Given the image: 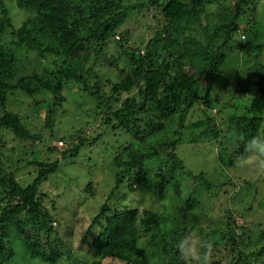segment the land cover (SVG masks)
Masks as SVG:
<instances>
[{
  "label": "trees",
  "instance_id": "trees-1",
  "mask_svg": "<svg viewBox=\"0 0 264 264\" xmlns=\"http://www.w3.org/2000/svg\"><path fill=\"white\" fill-rule=\"evenodd\" d=\"M219 1L15 0L13 8L25 11L20 10L25 18L17 28L1 1L0 140L7 131L21 142L36 141L40 136L30 128L34 122L29 117L36 121L40 113L50 127L55 117L52 105L55 102L65 110L69 97L63 91L75 82L79 92L95 101L101 121L134 138L112 161L116 170L114 190L125 178L129 189L135 190L133 182L139 187L149 173L142 171L145 161L152 162L146 167L157 169L152 184H159V190L167 187L178 163L174 150L183 141L213 140L220 163L234 166L246 139L260 133L264 76L237 81V93L250 99L248 111L228 119L230 143L220 140L221 128L208 113L214 108L211 91L221 78L219 70L240 32L239 20L249 0ZM147 15L154 22L143 28L149 29L148 38L141 39L139 45H127L128 31L120 28L135 17ZM5 34L10 38L3 40ZM108 45L113 50L107 51ZM106 68L114 73L101 76L99 71ZM15 95L27 98L29 115L22 117L9 109ZM197 104H202L204 118L185 124L187 114ZM162 132L166 139L162 140ZM79 134L78 130L62 136V143H67L62 157L77 155L82 146ZM55 148L48 150L55 152ZM31 163L37 173L24 185L13 171L0 167V264L13 260L12 240L20 241L31 258L51 264L65 258L73 264V245L55 231L59 221L44 206L45 196L39 191L41 183L58 170L59 160L35 159ZM203 176L200 172L195 177ZM205 181L211 188L213 184ZM174 191L176 196L180 194V188ZM195 202L189 195L181 208L176 207L169 227L162 225L163 214L150 207L105 213L107 207L103 205L87 227L91 264H147L150 256L155 257L152 264H195L192 247L201 256L198 264H247L251 253L239 250L243 237L236 239L239 235L231 226L234 209L222 205L215 211L220 221L203 227L194 210ZM258 240H264V229L258 233ZM263 250L264 245L253 254L262 255Z\"/></svg>",
  "mask_w": 264,
  "mask_h": 264
},
{
  "label": "rangeland",
  "instance_id": "rangeland-1",
  "mask_svg": "<svg viewBox=\"0 0 264 264\" xmlns=\"http://www.w3.org/2000/svg\"><path fill=\"white\" fill-rule=\"evenodd\" d=\"M1 1L8 9L13 27L17 28L25 18L20 10L24 13L25 11L16 6L13 8L15 0ZM223 2L225 1H219ZM247 4L244 6L245 13H242L239 20L240 31L245 38L242 39L240 33H237L235 42L228 47L226 59L219 70L221 78L213 85L211 91L214 108L208 112L221 128L220 140L228 144L231 141L228 119L247 113L250 100L237 93V81L264 76V0H249ZM153 24L149 15L135 17L127 21L120 30L128 31L127 45H139L141 39L148 38L149 29L143 28ZM7 38H10L9 34L3 36V40ZM111 50L112 46L108 45L107 51ZM19 53L23 55L24 51ZM28 69L30 70L31 66H28ZM99 72L101 76L114 73L112 69L107 68ZM63 94L69 97L66 100V109L59 108L54 102L51 108L55 117L50 127L41 120L40 113H37L36 121L34 117H29L31 122H34L33 127L29 124L30 128L40 136L36 141L21 142L7 131L2 132L0 167L13 171L16 179L24 185L32 181L37 173V167L31 162L35 159L58 158V170L41 183L39 191L44 193V206L59 221L55 231L64 241L77 245L71 246L73 264H89L91 256L86 244L90 235L87 234V227L103 205L107 207L105 213L127 207H150L163 214L162 225L169 227L174 221L173 213H176V207L181 208L189 195H193L196 200L194 210L198 215L199 225L203 227L220 221V216L217 217L215 211L222 205L233 208L232 218L235 223L232 228L235 234L239 235L236 239L243 237L238 244L239 250L251 253L247 264H264V250L262 255L253 254L259 252L260 247L264 245V240H258V233L264 229V167L258 165V158H252L244 168L238 167L237 161L234 166L229 167L220 163L215 141H183L174 150L178 163L170 173L173 179L167 187H161L159 190V184L156 187L152 184L153 172L157 169L146 167L152 165V162L145 161L142 171L149 173L145 174L139 187L138 183L133 182L135 190L129 189L125 178L114 190L116 170L112 161L117 153H122L120 151L124 145L134 142V138L112 124L101 121L95 101L79 92L75 82H70ZM15 98L16 101L11 99L9 109L20 113L22 117L29 115V108L25 103L27 98L22 95H15ZM261 117L263 122L260 132H264V111ZM202 118V104H197L189 111L184 123L190 124ZM78 130L82 146L77 155L62 157L67 145L62 143V136H68ZM162 134V140L166 139V133ZM184 135L188 137L189 133ZM155 144L158 146L159 141ZM146 145L151 146L150 143ZM48 147H56L55 150H58L51 152ZM167 150L170 151V148ZM200 172H204V176L195 177ZM204 178L213 184L211 188L206 187ZM89 183L91 186L86 189ZM244 183L250 186L243 187ZM177 188H180L178 196L174 191ZM221 223L224 226L223 220ZM201 234L198 231V235ZM12 241L15 256L6 264H51L29 257L20 241ZM192 249L193 261L198 264L201 256L198 257L196 248ZM148 254H151V251ZM154 261L155 257L150 256L147 264ZM58 264L69 262L63 258Z\"/></svg>",
  "mask_w": 264,
  "mask_h": 264
},
{
  "label": "clouds",
  "instance_id": "clouds-1",
  "mask_svg": "<svg viewBox=\"0 0 264 264\" xmlns=\"http://www.w3.org/2000/svg\"><path fill=\"white\" fill-rule=\"evenodd\" d=\"M239 33H240V37L242 39H244L245 35L242 34L241 31ZM254 157L258 158V160H257L258 165L261 167H264V132H260V133H257L255 135H251L246 139V141L242 145V152L240 153L239 158L237 160V166L240 168H244ZM101 209H100V211H101ZM105 211H107V210H105ZM108 212H110V211H108ZM234 223H235V220L233 221L231 226H233ZM55 224L56 223L53 222V225H55ZM73 246H77L76 243H74ZM180 247H181V251L183 253V242L181 243ZM204 247L210 248V244H205ZM237 247L239 248V246H237ZM243 252H245V251L243 250ZM204 259L206 262V260H207L206 254H205ZM90 262H91V260H90ZM90 262H89V264H90Z\"/></svg>",
  "mask_w": 264,
  "mask_h": 264
}]
</instances>
